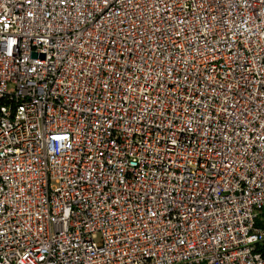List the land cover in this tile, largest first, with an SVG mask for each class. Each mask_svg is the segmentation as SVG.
<instances>
[{
    "label": "built area",
    "instance_id": "2783aa9c",
    "mask_svg": "<svg viewBox=\"0 0 264 264\" xmlns=\"http://www.w3.org/2000/svg\"><path fill=\"white\" fill-rule=\"evenodd\" d=\"M263 245L264 0H0V264Z\"/></svg>",
    "mask_w": 264,
    "mask_h": 264
},
{
    "label": "trees",
    "instance_id": "16d2710c",
    "mask_svg": "<svg viewBox=\"0 0 264 264\" xmlns=\"http://www.w3.org/2000/svg\"><path fill=\"white\" fill-rule=\"evenodd\" d=\"M258 224H260L259 220L257 221ZM264 253V245L260 249Z\"/></svg>",
    "mask_w": 264,
    "mask_h": 264
},
{
    "label": "water",
    "instance_id": "95a60500",
    "mask_svg": "<svg viewBox=\"0 0 264 264\" xmlns=\"http://www.w3.org/2000/svg\"><path fill=\"white\" fill-rule=\"evenodd\" d=\"M33 55H35V54H33ZM41 56H43V55L41 54Z\"/></svg>",
    "mask_w": 264,
    "mask_h": 264
}]
</instances>
